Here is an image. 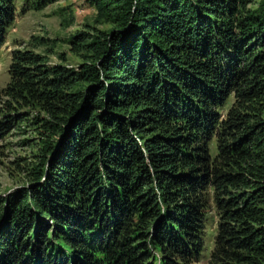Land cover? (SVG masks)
Wrapping results in <instances>:
<instances>
[{
  "label": "trees",
  "instance_id": "obj_1",
  "mask_svg": "<svg viewBox=\"0 0 264 264\" xmlns=\"http://www.w3.org/2000/svg\"><path fill=\"white\" fill-rule=\"evenodd\" d=\"M86 2L76 67L45 36L11 53L0 131L42 141L0 195V264H191L209 203L206 264H264V0Z\"/></svg>",
  "mask_w": 264,
  "mask_h": 264
},
{
  "label": "rangeland",
  "instance_id": "obj_2",
  "mask_svg": "<svg viewBox=\"0 0 264 264\" xmlns=\"http://www.w3.org/2000/svg\"><path fill=\"white\" fill-rule=\"evenodd\" d=\"M14 19L8 27L4 42L0 45V89L8 82V66L14 50L30 48L31 36H45L57 41L50 63L60 62L56 53L65 54V65L76 67L81 60L68 50L66 39L91 23L94 9L86 0H54L40 10L23 11V0H17ZM100 29L106 26H98ZM40 51L39 49H37ZM1 115V114H0ZM6 120H9L7 117ZM0 120L2 117L0 116ZM20 121L0 131V195H7L25 185L26 168L35 162L34 156L40 146V129L35 125ZM30 164V165H29ZM204 245L200 257L191 264H206L213 246L216 228L214 207L209 203L206 209ZM156 256V252H155Z\"/></svg>",
  "mask_w": 264,
  "mask_h": 264
}]
</instances>
